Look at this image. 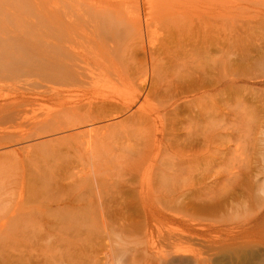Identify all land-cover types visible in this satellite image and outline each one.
Here are the masks:
<instances>
[{
  "label": "bare ground",
  "instance_id": "obj_1",
  "mask_svg": "<svg viewBox=\"0 0 264 264\" xmlns=\"http://www.w3.org/2000/svg\"><path fill=\"white\" fill-rule=\"evenodd\" d=\"M171 1L172 0H161L159 2V7H153L154 0L149 1L151 2L152 10L154 11L149 14L151 19L143 20L139 8L132 9L133 11L136 10L135 12L128 10V7L130 6H128V0H43L44 4H42L44 8H42L40 4H37V6L34 7V0H31L33 4L29 3V0H0V71L2 72L3 70L6 73L11 71L19 72L26 66L37 77L39 76L41 81L39 86L30 91L22 92L19 96H6L3 98L0 96L2 98H0V148L15 147V145L18 146L29 138H33L35 140L37 139V141L42 140L37 145L35 144V147H38L39 151L31 150L30 153L28 151L27 153L25 152L26 154L24 155L22 151H27V149H14L12 156H14L15 162L16 159H23V161L24 159H27L28 163L31 164V162L34 163L33 158L36 156L38 159L40 158V160L49 158L50 161L55 159H63L64 161V158L71 160L72 157H76L77 159L86 162L88 167L92 166L89 171L87 170L88 172L84 171L86 173L83 174V177L80 178L81 180L78 181L74 176L76 177V174L82 172V170L77 168L80 171L75 174L73 171H77L76 168L74 169L73 166L72 168H70L71 166L68 167L65 165V162L63 164L59 163V165L55 162V165L53 163H46L42 168L41 165L38 166L36 163L35 165L32 164L36 173L32 172V174L33 176H36H34L35 179L33 180L31 175L30 177H32V179H30V181L40 180L38 186L41 184L42 188H48L45 184L47 185L46 181H48V179L50 180V178H52L53 181L54 179L55 181L56 179L59 180L57 184L63 181L68 183V181L73 178V181L68 183V185L66 184L68 188H75L77 185H80L82 189H84L86 184L90 185V188L87 191L81 190L78 192H82L80 195L73 193L75 197L74 195H69L70 197L66 196V198L64 197L65 199L60 197L57 199L55 197L54 199L56 200H49L44 198L42 193L40 195V193L38 194V192L34 191L37 193V195H34L32 192L34 198L30 199H32L31 202L33 205L29 199L31 196L26 200L21 199L22 201L18 202V208L11 209V215L8 220H6L7 222L5 221V223H2L1 221V238L4 237L8 238V240L10 239L9 237L2 235L3 230L10 226L12 231L10 237L13 241L16 240V242H19L22 245L25 244L26 246L29 241L31 242L33 240H36V244L37 241H43L44 243L45 241L51 240V234H45L44 230L43 235L42 232H39L41 231L39 226L40 224L44 225V227L47 226L45 224H48V226L52 225L57 231V228L60 225L57 224L60 220L57 219L59 220L57 221L55 218L56 221L53 220V223L52 221L50 223L48 217L45 218L46 216H44L43 213L40 214L39 212H35V209H40V212H42L41 209L43 207L44 209H48V203L51 205L56 204V210L58 211L60 209L62 212L63 210L64 212H72L76 210L77 207L79 209L76 211L81 212V210H83L81 212L82 214L86 207H88L87 212L93 206L98 208L102 207V209H104L108 203L102 199L103 202L100 200V202H98V199L103 197L105 191L109 189H102L103 187L101 188L100 186L95 188L94 180L97 185H99L101 182L98 184V181H100L98 180V176L102 173L97 169L95 162H98L97 159L102 160L101 158L104 149L108 144H112V142H108L111 139L115 138L120 140V138L126 134L133 132V129H140L145 137L150 139L153 148L156 149L159 143L163 144L164 140L168 138V132L170 136H172V132H175L179 126H183L188 117L190 118L194 115L200 125L204 122L209 123V129L212 130L213 137H217L219 130V115L217 113V108L219 107H217L215 97L221 93L220 88L222 80H224L221 76V70H226L224 67H229L230 69L235 70L233 67L238 59L233 58V60H231V58L226 56V54L230 56L234 52L233 47L236 44H234L233 41L235 40H231L232 37L227 41L225 40L227 42V51L224 54V58L227 57L226 59H230V61L228 64L224 63L226 62L225 59L223 58L224 60H222V58H220L223 55L221 54L219 56L220 53H223L220 38L215 34L213 35V33L209 36L206 33L207 29L205 30V27L208 26L209 20L206 21L204 16H200L201 12H196V16L193 18H190L191 16L189 15L190 17L182 19L181 17H184L183 15H187L183 14V12L185 13V11H183L184 9L182 8L183 10H181V13L180 9H178L179 6L177 5V7L174 8V3L172 4ZM29 4L32 6L29 7ZM51 4H54L53 6H55V8L52 7L55 9V11L52 10V12H54L52 14L57 20L56 27H54L55 32L52 34L54 35V39L53 41H50L51 34L49 33L47 39H44L43 37L41 41L42 43H38L36 40L38 37L40 38L41 34L35 33V31H38L39 27L38 30H36L37 26L36 29H34V23H31L30 25L32 26L28 27L29 24L25 26L24 22L23 27L20 25L19 21L24 20L20 17H22L21 14L28 15L29 13L27 14L23 10L30 12L32 7L42 15L46 10L49 11L48 7ZM52 14L48 13L47 17ZM7 23H9V25L11 23L14 26L12 25L13 27L10 29V27L7 26ZM49 23L51 24L52 22ZM153 23H161L163 26L166 25L169 31H165L166 34L160 37H157V35L156 37H153L151 34L154 32L152 33L150 31ZM36 24L37 23L35 22V25ZM53 25H55V23ZM151 29L153 30V27ZM258 54L262 56L264 55V52H259ZM253 59L254 58H249L248 61L246 60L247 63L243 65L248 66ZM257 60H259V58L253 61L256 62ZM222 64L223 69H221ZM229 72L232 73V71ZM112 78H115L117 83L116 81L113 83L111 80ZM236 78L239 77L237 76ZM228 79L230 82L228 81L229 83L225 84V88H227L228 91H233L234 88L237 87L235 85L238 83V80H230V77ZM104 82L105 84L102 87L101 84ZM131 89H133L132 92L129 91ZM193 96H196L197 98L191 99ZM207 97L211 100L212 108L210 110L213 112H210L208 118L206 117L204 119L202 118L204 116L202 110L204 109L205 112L207 111ZM205 99L206 102L202 103ZM155 101H157L159 105L156 108H152L150 111H148L143 105L145 103L146 105L152 106ZM39 102L51 104L55 106V109L42 115L38 114L36 111H29V106ZM135 108L137 110H134ZM207 113L208 112L204 114L206 115ZM24 127H27V130L22 132ZM187 132L189 133L187 136L185 135L186 137L184 141L186 142L190 140L192 142L191 139L194 136V132L193 134L192 132L190 133V131ZM204 133L206 134V132ZM173 137L174 136L171 138ZM196 138L198 137L196 136ZM115 141L113 143H115ZM199 141L203 143L202 140ZM203 141L205 142V139H203ZM199 144L200 143H198V145ZM22 145L20 148H23ZM199 146L201 147V145ZM187 148L189 147L185 145L182 148L183 151L175 153L176 158H173L172 160L169 159V162L159 163L154 159L153 161L151 158V161L150 159L149 161L145 160V165L142 164V161L132 164L133 167L132 169L130 167V169L133 174L125 175L128 179L124 181V186H128V193L132 192V187L135 189V192L141 197L139 206L144 210L158 207L157 202L155 204V201L152 199L154 195L150 197L155 190H158L157 192L160 193H172L174 190L177 192L189 191L188 189L186 190L183 188L186 186H181V188L178 185L179 188H177V186L172 188V185V187L169 186V183H172V181L167 183L168 185L163 184V182H166L167 177L170 176L174 179L173 176H176L179 178L180 175L186 172L187 169L185 170L184 165L187 163V159L180 160V158H185L186 154H188V151L185 150ZM121 149L123 150V148ZM121 149L119 150L121 151ZM168 150L170 151V149ZM168 150H165L164 153H167ZM189 151V153H191V150ZM200 152H198L199 154L195 152L189 157L193 156L196 159L198 155L200 156ZM145 155L146 154H144L143 157H146ZM70 157L71 159H69ZM143 157L142 160H144ZM174 159L177 160L175 161ZM71 162L72 161L68 163L71 165ZM124 171V173L127 174L126 170ZM155 171L159 174V177L157 178H159L162 183L160 186L154 188L151 185L148 189H145L144 187H139V189L134 186L137 174L146 173L149 176ZM182 177H184V175ZM172 178H169V180ZM151 179L154 181L153 178ZM150 180L148 181L149 183H151ZM33 181L32 183L30 182V187L33 186L32 184H35ZM54 184L57 186L56 183ZM48 185L50 186V183H48ZM35 186L37 185L35 184ZM50 187L52 188L53 186ZM50 187L48 189H50ZM34 190H36L35 187ZM62 190L64 191L65 189ZM122 191L119 193L124 195ZM23 192L21 191V193ZM83 192H85L86 195L85 193L83 194ZM59 194L61 196V193ZM41 196L43 197V200L46 199L45 202H39L42 200ZM63 196L65 195L63 194ZM149 198L152 199L150 202L148 200ZM28 204L31 206H28ZM122 205L123 204L121 203L118 204V206L121 207ZM2 206L6 205H3L2 202ZM49 209L52 210V207L50 206ZM54 211L55 210L50 211V214L56 213ZM46 214H48V212H46ZM56 216L59 217V213ZM69 217L71 219V216ZM73 218L74 217H72V219ZM32 223L34 224L33 226L39 224L36 228H38V232L41 233L42 236L32 230L26 231L28 228L30 230ZM152 227L153 226L148 228L147 225V229L145 228L146 230L144 231V242L142 243L145 248L141 249L146 255H153L157 248L154 247V228L152 229ZM51 233L53 232L51 231ZM54 234V236H57L56 232ZM189 234L191 235V232ZM80 235L81 234H79L78 231L77 236H71V238L75 237L73 240H71V238L68 239L71 240L70 243L72 242L68 258L73 259L75 257L78 259L82 256L81 252L83 250L81 251V247L83 245L80 242L82 241ZM190 235L189 237L196 236L202 238L204 236L203 232L201 233L199 231H194V233H192L191 236ZM59 237L57 236L56 238ZM76 238L79 241L76 240ZM77 241L80 242V244ZM57 248L56 245V248L54 246L50 250H54L55 252V249ZM39 250L40 249L36 251L35 255L31 252L28 256H26L25 252H21L20 254L14 252L17 254V258L12 254V257L15 259L11 260V263L49 264L46 263L48 259H41V256L43 257L45 252ZM58 250L59 249H57L55 253H57ZM31 251H33V248ZM59 252L60 254L57 255ZM59 252L53 254L54 256L52 257V260H54V264H57L60 260L64 262L66 259L65 253L61 251ZM51 255L52 254H50L48 258H50ZM50 263L52 264V262Z\"/></svg>",
  "mask_w": 264,
  "mask_h": 264
},
{
  "label": "rangeland",
  "instance_id": "obj_2",
  "mask_svg": "<svg viewBox=\"0 0 264 264\" xmlns=\"http://www.w3.org/2000/svg\"><path fill=\"white\" fill-rule=\"evenodd\" d=\"M29 1V3H32L31 0ZM130 1L128 0V6L130 5L128 7L129 11L139 8L143 20L151 17L149 14L154 11L152 10L151 2H149L151 0H132L131 3ZM160 1L161 0H154L153 7H159ZM34 3V7L40 4L42 8H44L43 0H34ZM171 3H174V8L178 5L180 11L184 9L183 11H185V13L183 12V14L187 15L181 17V14L180 17L182 19H186L190 16V18H193L196 16V12H201L200 16H204L206 21L209 20L210 26L208 24V26L205 27L208 36L213 33V35L215 34L222 42L223 53H220L219 56L221 54L223 56L220 58H222V60L225 59L226 62L224 63L227 64L230 61V59H226L227 57L231 58V60H233V58L238 59L233 67L235 70L224 67L226 68L225 70L223 69V64L221 66V69H223L221 70V76L224 78V80H222L223 86L221 85L219 97H215V102L217 103V107H219L217 108V113L219 115V130L217 137H213V132L209 129V123L206 122V124L204 122L201 126L194 115L190 118L188 117L183 126H179L175 132H172L173 138H171L172 136H170L168 132V135L166 134L168 138L164 140L163 144L159 143L160 145L158 144L156 149L153 148L150 139L146 138L140 129H133V132L126 134L125 136H128H123L120 140L115 138L111 139L108 142H112V144H108L105 148L106 150L104 149L103 151L102 158L100 157L103 161L97 159L98 162L101 163L95 162L97 169L102 172L98 176V180H100L98 184L101 182V185H97L94 180L95 188L100 186L101 188L103 187L102 189H109L105 191V196L103 195L104 199L100 197L98 202L104 200L108 203L107 206L104 209H102V207H89L90 209L88 212V207H86L83 214L81 213L83 210H81V212L76 211L79 209L78 207L76 210L73 209L75 212H64V210L62 212L60 209L57 211L55 207L57 205L53 203V205L48 203V207L50 208L51 206L52 210L49 208L44 209L43 207L41 209L42 212H40V209H35V212H39L40 214L43 213V215L46 216L45 218L48 217L50 223L51 221L53 223V220H60L57 224H60L57 231L52 225L48 226V224H45L48 227H44V225L40 224L39 226V224H35V226H33V223L31 224L32 227L30 230L29 228L26 230H32L40 236L42 235L39 232L43 233L45 230V234H51L52 236L51 240H48L50 243L48 241L44 243L43 241H37L36 244V240H33L31 242L29 241L26 246L25 244L22 245L16 242V240H12L10 237L12 233L11 227L8 226L3 230L2 235L10 239L8 240V238L0 237V264H12L11 260L15 259L12 256L14 255L16 257V255L21 252H25L26 256L31 252L35 255L38 249L45 252L43 257L41 256V259H48L47 262H44L49 264H51L50 262L54 264L52 257L57 249H59L58 252H64L66 256L64 262L60 260L57 264H264V62H261L264 61V55L261 56L258 54L259 52H264V0H172ZM51 5L48 7L49 11L46 10L47 12H43L42 15L33 7L30 12L23 10L29 14H21L22 17L20 18H23L24 21H21L19 18V23L23 27V22L25 26L29 24L28 27L32 26L30 25L31 23H34V29H36L37 26L36 30H38L39 27L40 33L39 30L35 31V33L41 34L40 38L35 35L39 38L36 40L38 43L42 41L43 37L47 39L49 33L51 34L50 41L54 39V35L52 34L55 32L54 27H56L57 20L52 14L54 13L52 10L55 11L52 7L55 8V6H53L54 4ZM31 6L29 4V7ZM135 11L136 10H132V12ZM48 13L52 15L47 17ZM2 22L4 23L3 20ZM35 22L37 23L36 25ZM49 22L52 23L50 24ZM53 22L55 25H53ZM153 24L151 28L153 27L154 31L150 28V31L152 33L154 32L151 34L153 37H156V35L160 37L166 34L165 31H169L166 25L163 26L161 23V25L159 23ZM12 25L11 23L10 25L7 23L10 29L14 26ZM230 37H232L231 40H235L233 42L236 45L233 47L234 52L230 56L226 54L227 57L224 58V54L227 51L226 41ZM249 58H254L253 60L259 58V60L256 62L251 60L248 66L243 65L247 63ZM25 67L19 72L11 71L6 73L3 70L2 72L0 71V96L2 98L6 96H19L22 92L30 91L41 84L40 77H37L28 67ZM229 71H232L233 74ZM237 76L239 78H236ZM229 77L231 78L230 80H238V83L235 85L237 87H235L233 91H228L227 88H225V84L230 82L228 79ZM111 80L113 83H115V81L117 83L115 78ZM104 84L105 82L102 83L101 86L103 87ZM129 91L132 92L133 89ZM195 98L197 97H191V99ZM207 99V102L206 99L202 101V103L206 102L208 104L206 112L209 114L207 113L205 115L204 113L206 112L204 109L202 110V114L204 115L202 118L204 119L206 117L208 118L210 112H213L210 110L212 108L211 100L209 97H207ZM143 105L150 111L152 108H156L159 103L155 101L152 106L146 105L145 103ZM28 109L29 111H36L38 114L42 115L54 110L55 106L39 102L37 104H32ZM134 110L137 109L135 108ZM25 130H27V127H24L22 132ZM187 131H190V133L192 132V134L194 132L193 138H190L192 142L190 140L186 141L187 143L184 141L189 133ZM204 132H206V134ZM195 135L198 138H196ZM197 139L202 140L203 143ZM203 139H205V142ZM41 141L42 140L37 141V139L29 138L22 143L23 145L20 144L18 146L15 145V147L0 148V225L1 221L5 223V221L8 220L11 215V209L18 208L17 205L19 201L23 199L26 200L29 196H31L29 199L34 198L33 196L37 195L35 192H38V194L40 193V195L42 193L44 198L53 200L55 197L57 199L58 197L65 199L66 196L74 195L73 193L80 195L82 192H78L81 190L87 191L90 188L88 184L85 185L86 187L84 189H82L80 185H77L75 188H68L67 185L73 181V178L70 179L68 183L63 181L59 182V184H57L59 180L56 179L55 181L54 179L53 181V179L50 178V180L48 179L49 182L46 181L47 185L45 184L48 188L53 186L52 188L50 187V189L42 188L41 184L38 186L40 180H37L38 182L35 180L37 183L33 181L36 175L33 176L32 174V172L35 173L33 166L35 163L38 164V166L41 165L42 168L46 163H53L54 165L56 163L59 165V163L63 164L65 162V165L68 167L71 166L70 168H72L73 166L74 169L76 168L77 171H73L75 174L80 171L79 169L82 170V172L76 174V177L74 176L78 181H80V178L86 173L84 171H89L92 168V166L88 167L86 162L76 157H72V159L70 157L69 159L71 160L64 158V161L63 159L50 161L49 158L40 160V158L38 159L36 156V160L33 158L34 163L31 162V164L28 163L27 159H24V161L23 159H16L15 162L14 156H12L14 149H27V151H22L24 155L28 151L30 153L31 150L39 151L38 147L35 146ZM114 141L115 143H113ZM183 143L189 147L185 149L188 151V154H186L185 158H180V160H188H186L187 163L184 165L185 170H187L180 175L179 178L173 176V179L170 176H166L168 180L166 178V182H163V184L172 181V183H169V186H173H171L172 188L176 186L177 188L186 186L183 188L189 191L177 192L174 190L176 193L173 191L172 193H160L157 192L158 190H155L150 197L154 195L152 199L155 201V204L157 202L158 207L156 206L157 208L144 210L139 206L141 197L138 196L139 194L135 192V189L132 187V192H127L129 189H127L128 186H124V181L128 179V177H125V175L133 174L131 172L133 167L132 164L139 163L140 161H142L144 165L146 163L145 160L149 161L150 159L151 161V158L159 163L169 162L173 158H176L175 153L183 151L182 148L185 146ZM198 143H200L199 145H201V147ZM21 145L23 148H20ZM121 148H123V150ZM119 149H121V151ZM168 149H170V151ZM165 150H168L167 153H164ZM189 150H191V153H189ZM193 150L197 154L201 151L200 156H197L198 159H195L193 156L189 157L195 153ZM144 154H146V157H143ZM142 157L144 160H142ZM174 160L176 161L177 159ZM70 161H72L71 165L68 163ZM124 170H126L127 174L124 173ZM31 175L33 177V183L37 186L32 184L33 186L30 187L32 183V181H30V179H32V177H30ZM183 175L184 177H182ZM157 177H159L157 171L152 172V175L149 176L146 173H139L135 177L134 186L136 188L144 187L148 189V187L152 185L154 188H157L162 184ZM151 178H153L154 181H152ZM169 178L172 179L169 180ZM149 180L151 183L148 182ZM48 183H50V186ZM54 183H56L57 186H55ZM34 187L36 190H34ZM62 189L65 190L63 191ZM21 191L24 192L21 193ZM121 191L124 195L119 193ZM59 193H61V196ZM84 193L85 192H83V194ZM63 194L65 196H63ZM41 199L42 200L39 201L40 203L46 200H43V197ZM152 199L149 198V202ZM31 200L32 199H30V202ZM2 202L3 205L6 206H2ZM119 203L123 204L122 207L118 206ZM28 206L31 205L28 204ZM53 210H55L54 212L56 213L50 214V211ZM46 212H48V214H46ZM58 213L60 218L56 216ZM69 216H71V219ZM72 217L74 218L72 219ZM147 225L148 228L151 226H153L152 229L154 228L153 241L155 242L154 247L157 248L153 255H146V253L142 251V249L145 248L142 242H144V231L147 229ZM38 226L41 228L39 232L38 228H36ZM51 231L53 233H51ZM78 231L79 234H81L80 238L82 241L80 242L83 245L81 247V251L83 250L81 252L82 256L78 259L75 257L71 259L68 258L70 248L72 247V242L70 243V241L75 238H71V236H77ZM194 231L203 232L204 236L202 238L191 236ZM55 232L57 236L59 237L60 235L61 238H56L57 236H54ZM190 232L191 235L189 234ZM189 235L191 237H189ZM69 238H71V240H68ZM76 240L78 239L76 238ZM80 242L78 243L80 244ZM56 245L58 248L55 249V252L54 250L51 251L50 249L54 246L56 248ZM32 248L33 251H31ZM50 254L52 255L48 258ZM59 254L60 252L57 255Z\"/></svg>",
  "mask_w": 264,
  "mask_h": 264
}]
</instances>
